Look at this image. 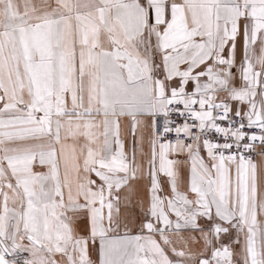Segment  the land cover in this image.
Wrapping results in <instances>:
<instances>
[{
	"label": "snow or ice",
	"instance_id": "snow-or-ice-1",
	"mask_svg": "<svg viewBox=\"0 0 264 264\" xmlns=\"http://www.w3.org/2000/svg\"><path fill=\"white\" fill-rule=\"evenodd\" d=\"M0 264H264V0H0Z\"/></svg>",
	"mask_w": 264,
	"mask_h": 264
}]
</instances>
